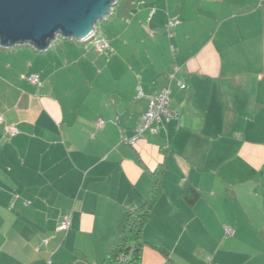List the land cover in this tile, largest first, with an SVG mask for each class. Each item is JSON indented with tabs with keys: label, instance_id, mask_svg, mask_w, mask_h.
Returning a JSON list of instances; mask_svg holds the SVG:
<instances>
[{
	"label": "crops",
	"instance_id": "0c3cea01",
	"mask_svg": "<svg viewBox=\"0 0 264 264\" xmlns=\"http://www.w3.org/2000/svg\"><path fill=\"white\" fill-rule=\"evenodd\" d=\"M110 26L87 72L0 47V264H105L161 165L141 264H264V0H118ZM165 88L177 118L124 144Z\"/></svg>",
	"mask_w": 264,
	"mask_h": 264
},
{
	"label": "water",
	"instance_id": "95a60500",
	"mask_svg": "<svg viewBox=\"0 0 264 264\" xmlns=\"http://www.w3.org/2000/svg\"><path fill=\"white\" fill-rule=\"evenodd\" d=\"M118 0H0V47L46 52L58 37L84 42Z\"/></svg>",
	"mask_w": 264,
	"mask_h": 264
},
{
	"label": "trees",
	"instance_id": "16d2710c",
	"mask_svg": "<svg viewBox=\"0 0 264 264\" xmlns=\"http://www.w3.org/2000/svg\"><path fill=\"white\" fill-rule=\"evenodd\" d=\"M164 169L165 167L161 165L151 172L152 187L142 207L123 208L120 211L116 222L117 236L109 245L105 264H141L142 252L146 246L143 230L149 221L153 206L162 193ZM182 194L190 204L194 203L199 196L198 192L191 187H186ZM151 245L163 255L168 256L169 249L161 241L156 240Z\"/></svg>",
	"mask_w": 264,
	"mask_h": 264
},
{
	"label": "built area",
	"instance_id": "2783aa9c",
	"mask_svg": "<svg viewBox=\"0 0 264 264\" xmlns=\"http://www.w3.org/2000/svg\"><path fill=\"white\" fill-rule=\"evenodd\" d=\"M176 23H178V20L170 22L167 27L168 30ZM90 41H92L93 46L101 54H105L111 51L110 41L105 37L98 36L96 31L90 39L84 41L83 43ZM27 81L34 86H41L39 75L29 76L27 77ZM179 86L181 88H185V85L183 83H180ZM139 91H140L139 96H143L142 90L139 89ZM170 93H171L170 89L165 88L160 93L152 97L148 111L142 116V123L139 124L135 129V135L130 139L123 138L124 144L129 146L135 145L140 139H142L145 136L147 132L151 133L152 135H156L158 133V130L152 127V125L155 122L161 123L164 120L171 121L177 118V115L173 114L170 111ZM0 122H3L2 117L0 118ZM103 124L104 122L102 120L98 121V127H102ZM7 130L12 136L17 133V130L13 127L8 128ZM70 225H71L70 218L64 217L60 223L59 229L61 231H68L70 229ZM227 233L233 234V231L231 229H227Z\"/></svg>",
	"mask_w": 264,
	"mask_h": 264
},
{
	"label": "rangeland",
	"instance_id": "374dc122",
	"mask_svg": "<svg viewBox=\"0 0 264 264\" xmlns=\"http://www.w3.org/2000/svg\"><path fill=\"white\" fill-rule=\"evenodd\" d=\"M110 23H111V15H109L106 20H103V21L101 20L96 23L95 29H96V33L98 34V36L106 38L104 33H107L110 31V28H111ZM52 44L54 46H57V45L60 46L59 54H61L62 57H65V55H67L66 59L71 60L72 65L70 68H73L76 71H79V70L86 71V72L88 71L89 69L88 67L90 65H88L87 67L85 65V60L83 58L86 57L90 51H92V54H94L93 48L95 47L92 46L93 45L92 41L83 43V42H77L76 40H73V39H64L62 37H58V40L53 42ZM25 46H28L29 48H33L29 45H25ZM14 48H19V46H16ZM54 51L55 50H52V51L50 50L49 52H54ZM86 59L88 60V63H89L90 57L88 58L86 57ZM79 62H81L80 65H79ZM83 80L87 84V81L85 80V78Z\"/></svg>",
	"mask_w": 264,
	"mask_h": 264
}]
</instances>
